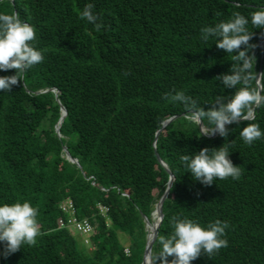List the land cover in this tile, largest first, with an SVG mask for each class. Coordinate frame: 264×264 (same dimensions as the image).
<instances>
[{
    "label": "trees",
    "instance_id": "1",
    "mask_svg": "<svg viewBox=\"0 0 264 264\" xmlns=\"http://www.w3.org/2000/svg\"><path fill=\"white\" fill-rule=\"evenodd\" d=\"M88 3L105 25L100 31L80 19ZM261 8L264 0H0V13L18 12L35 28L31 43L44 55L11 92L0 91V206L30 202L42 233L34 246L7 256L0 242V264H142L144 219L152 232L153 204L170 175L152 264L161 250L158 237L173 231V216L204 227L229 224L228 246L190 264H264V138L247 145L239 135L248 123L264 132V107L253 120L226 125L228 137H209L182 103L162 98L183 91L207 110L216 96L234 94L215 77L231 74L235 53L219 49L215 37L205 42L200 31L234 12L249 19V43L257 46L249 52L256 59L250 87L264 89V28L253 27L250 17ZM228 142L239 180L205 186L180 161ZM66 199L77 219L93 227L89 250L77 232L58 226L60 217L68 218L59 209Z\"/></svg>",
    "mask_w": 264,
    "mask_h": 264
},
{
    "label": "clouds",
    "instance_id": "2",
    "mask_svg": "<svg viewBox=\"0 0 264 264\" xmlns=\"http://www.w3.org/2000/svg\"><path fill=\"white\" fill-rule=\"evenodd\" d=\"M93 8V3L86 4L79 14L80 19L86 20L89 24L94 25L96 31H100L105 25L98 22L101 18L93 12ZM250 17L253 27L264 28V8L251 12ZM248 24V18L239 12H234L229 20L216 23L215 26L203 27L200 30L201 38L205 42L210 36L215 37L216 46L219 49L226 53H235L232 56L234 63L229 70L231 74H221L215 77L224 88H234V94L227 97L216 96L214 103L207 110L198 107L197 102L191 96L185 95L183 91H177L175 94L165 93L162 97L165 100L182 103L190 118L200 127V132L203 135L213 137L219 134L226 138L229 135L226 125L253 120L256 110L264 107V94H262L264 89L258 90L250 87V81L255 78L253 63L256 59L254 55H249V52L257 46L249 43L253 33L248 31ZM35 39V28L22 21L18 12L0 13V71L15 70L14 75L0 76V91L11 92L13 86L23 81V76L28 69L43 62L42 52L32 46L31 42ZM238 85L243 86L237 87ZM205 119L209 127H205L203 123ZM239 135L247 145H252L255 141L264 138V132L255 123H248L242 128ZM231 143H224L221 147L211 150L203 148L192 155H181L180 161L188 170L187 172L192 174L193 179L205 186H211L216 179L225 180L231 177L234 180H239L242 174L241 167L235 166L228 158ZM66 202L72 203L70 199L64 200L59 206L62 213L64 212L61 210V206ZM101 207L99 209L104 214ZM37 216L38 209L27 201L0 206V242L4 244L5 256L19 251L25 244L34 246L37 243V237L42 235ZM74 217L77 219L75 212ZM60 219L63 218L60 217L58 220L59 227ZM77 221L79 220L77 219ZM170 224L173 228L172 233L167 237L164 235L158 237L161 250L153 257V264H156L157 260L160 261V264H190L201 254L212 258L222 248L228 246V241L224 238L226 236L225 229L229 228L226 221L216 220L204 227L192 219L173 216ZM72 231L75 232L70 230V232ZM92 232L93 227L90 233L77 234L80 237H90ZM149 257L152 264L151 252ZM169 257L172 259L169 260Z\"/></svg>",
    "mask_w": 264,
    "mask_h": 264
},
{
    "label": "water",
    "instance_id": "3",
    "mask_svg": "<svg viewBox=\"0 0 264 264\" xmlns=\"http://www.w3.org/2000/svg\"><path fill=\"white\" fill-rule=\"evenodd\" d=\"M263 42H264V37L259 41V48L262 50L263 48ZM259 79H260V72L258 73L257 75V85L259 86ZM260 87V86H259ZM66 116V112L64 110H62V115L60 117V119L58 120L57 122V127H56V131L59 132V128H60V125H61V122L63 120V118ZM177 117V116H176ZM176 117H173V118H170L168 120H166L165 122L162 123V129L165 128L173 119H175ZM200 128V127H199ZM201 131V130H200ZM158 134V133H157ZM66 152V151H65ZM66 156L68 158V160L74 164L77 165V161L72 159L71 157H69V155L66 153ZM161 165L167 170L166 166L164 163L161 162ZM173 182V177L172 175H170L169 177V181L167 183V188H166V191L164 192V194L161 196V198L159 199L158 201V204L156 205V208L155 210L157 209L158 211V223L157 225L155 226V228L153 229L152 233L151 234H148L147 235V238H146V246H145V250H144V254H143V259H142V264H144V259H145V256H149L150 252H151V249H152V245L157 237V231H158V228L161 224V221H162V218H163V214H162V204H163V201L165 199V197L167 196L168 194V191H169V188L171 187V184ZM145 222H146V226L148 227L149 225V222L147 219H144Z\"/></svg>",
    "mask_w": 264,
    "mask_h": 264
},
{
    "label": "built area",
    "instance_id": "4",
    "mask_svg": "<svg viewBox=\"0 0 264 264\" xmlns=\"http://www.w3.org/2000/svg\"><path fill=\"white\" fill-rule=\"evenodd\" d=\"M103 212H105L107 209L102 208ZM61 210L64 213L68 214V218L65 221L64 219H60L59 225L61 228L66 227L69 230H74L77 233H83L87 234L92 231V226L88 223V221H77V219L74 217L75 209L73 207V204L71 202H66L64 205L61 206Z\"/></svg>",
    "mask_w": 264,
    "mask_h": 264
},
{
    "label": "rangeland",
    "instance_id": "5",
    "mask_svg": "<svg viewBox=\"0 0 264 264\" xmlns=\"http://www.w3.org/2000/svg\"><path fill=\"white\" fill-rule=\"evenodd\" d=\"M159 201V200H158ZM158 201H156L154 204H153V212L155 211V208H156V205L158 204ZM153 212L151 213V214H153ZM155 214V213H154ZM156 215V217H157V214H155ZM154 215V216H155ZM152 217V216H151ZM156 217H154L155 219H156ZM157 220V219H156ZM146 230H148V228H147V226H146ZM72 234H76L75 232H73L72 231ZM76 238H77V240H79V242H81L82 244H84V246L86 247V248H88V250L89 249H91V246L89 245L90 244V241H89V236H82V237H80V236H76Z\"/></svg>",
    "mask_w": 264,
    "mask_h": 264
},
{
    "label": "bare ground",
    "instance_id": "6",
    "mask_svg": "<svg viewBox=\"0 0 264 264\" xmlns=\"http://www.w3.org/2000/svg\"><path fill=\"white\" fill-rule=\"evenodd\" d=\"M154 213L157 214V217H156V215H155ZM152 215H153V217H156V219H157V220H156V219L154 218V219L157 221L154 225H152V229H154L155 226H156L157 223H158V217H159V216H158V211H157V209L153 212ZM154 215H155V216H154ZM150 224H151V223H150ZM151 233H152V232H149V225H148V234H151ZM147 260H148L147 264H151L150 257H149L148 255L145 256L144 264H145V262H146Z\"/></svg>",
    "mask_w": 264,
    "mask_h": 264
}]
</instances>
